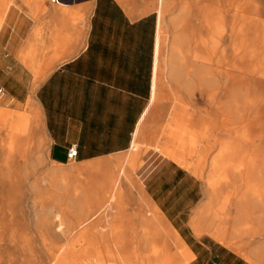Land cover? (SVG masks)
I'll return each mask as SVG.
<instances>
[{
    "label": "crops",
    "instance_id": "1",
    "mask_svg": "<svg viewBox=\"0 0 264 264\" xmlns=\"http://www.w3.org/2000/svg\"><path fill=\"white\" fill-rule=\"evenodd\" d=\"M160 13L169 19L170 29L201 37L218 28L224 35L264 36V0H0V108L27 113L33 99L41 112L48 160L69 162L67 151L75 146L74 161H102L106 166L96 172L116 177L120 163H124L121 168L126 166L125 156L135 138L145 148L155 146L158 127L171 112L169 106L157 103L162 97L158 85L153 91ZM15 133L17 142L27 141L14 124H0L2 168L12 158L7 148L10 134ZM161 142L169 143L158 141V145ZM156 155L150 152L142 160L153 165L158 162ZM18 163L21 166L22 159ZM150 171L139 186L138 174L129 169L132 181L123 174L121 199L110 202L106 218L111 220L112 244L120 243L122 230L135 226L121 233L126 243L115 245L117 254H135L142 243H158L155 234L161 241L166 236L170 244L156 215L180 236L193 254L191 260L195 254H213L205 264L254 263L211 236L198 245L196 235L205 230L204 221L213 220V208H208L207 200L195 210L203 194L196 175L173 159ZM27 176L32 178L31 173ZM102 183L101 194L106 190ZM121 211L127 213L126 220ZM140 218L155 220L150 224ZM120 223L126 224L125 229ZM215 227L209 230L212 236ZM106 234L108 242V229Z\"/></svg>",
    "mask_w": 264,
    "mask_h": 264
},
{
    "label": "bare ground",
    "instance_id": "2",
    "mask_svg": "<svg viewBox=\"0 0 264 264\" xmlns=\"http://www.w3.org/2000/svg\"><path fill=\"white\" fill-rule=\"evenodd\" d=\"M158 16L152 72L153 91L156 92L158 78L163 75L169 82L173 97L175 96L169 119L174 121L173 124L180 131L173 133L175 128L168 130V125L165 129L169 140L174 142L175 147L178 146V150L170 149L162 142L160 145L145 148L135 138L131 152L125 156V168H120L116 177L112 173H107L104 177L101 174L102 185L106 190L95 199L93 196L91 201L93 194L89 191L87 180L82 176H89L94 172L96 175L97 170L106 166L105 163L95 160L76 162V165H72L48 160L43 141L41 112L36 102L33 99L28 101L27 113L0 108V124H14L17 132L24 134L27 139L17 142L18 135L10 134L7 150L12 158H7L4 167H0L6 171L4 174L0 173V187L7 188L0 190V240H6L5 243L11 242L13 245L12 251L8 246L10 252L7 247L3 248L1 245L0 264H10V261L13 264H135L137 254H107L109 246L106 231L109 225L106 221L109 217L107 212L111 210L110 202L121 199L118 183L120 175L124 174L128 179L129 169L136 171L139 177L137 184L141 186L150 170L159 167L168 159L175 160L202 179L208 196V208H212L220 185L229 189L220 208L226 210L230 205H234L237 212L234 216L227 213L221 216L215 209L213 215L218 216L220 222L212 232L221 239L228 238L233 243L236 236L253 231L258 235L256 245L245 250L243 254L254 263L262 261L264 237L260 235L264 234V36H225L223 30L218 28L201 37L187 33L184 29H170L169 19L165 20L162 13ZM164 38L167 42L162 59ZM225 39L231 45L223 48L220 43ZM228 56L235 57V61L231 68L223 70L222 61ZM224 81H227L225 86ZM198 100L207 103V107L204 108ZM254 108L257 109L255 115L248 122L242 123L245 116L254 113ZM203 110L208 119L202 123L198 115ZM216 113H220L221 118H218ZM238 121L241 123L233 124ZM34 131L37 134L33 140L36 151L30 160V138L33 137ZM185 140L190 143V152L197 156V162L192 161V156L182 151ZM247 140L253 144L251 152L240 147L241 143ZM150 152L158 155V162L153 165L142 160V156L149 155ZM8 153L5 156H8ZM19 159L23 161L21 166ZM16 170L19 174H9L10 171ZM30 173L36 181L26 184L24 178ZM23 187L28 190H22ZM232 194H235L233 201ZM124 213L123 219L128 216L127 213L123 215ZM137 215L142 216L141 213ZM96 217L95 225L93 220ZM136 218L135 216V220ZM155 218L159 221L161 230L169 237L168 244L178 246L179 251L175 252L177 254H150L147 260L152 262L154 258L155 261L148 264H189L193 257L190 249L162 216L155 215ZM123 219L122 223L126 220ZM152 220L155 219L151 218L147 222L151 224ZM228 220L232 222L229 230L224 226ZM108 221L111 225V221ZM127 221L126 224L131 222L129 219ZM242 221L251 223V226H243ZM126 224H122L120 228L125 229L123 225ZM129 228L126 227L121 233ZM157 232L158 230L155 231ZM120 236L118 239H122L121 243L124 239ZM155 236V239L158 237V245H161V237L156 234ZM238 247L243 249L242 245ZM5 249L9 253H5ZM120 250L123 251V248ZM10 254L14 256L11 257ZM3 257L6 260H3Z\"/></svg>",
    "mask_w": 264,
    "mask_h": 264
},
{
    "label": "rangeland",
    "instance_id": "3",
    "mask_svg": "<svg viewBox=\"0 0 264 264\" xmlns=\"http://www.w3.org/2000/svg\"><path fill=\"white\" fill-rule=\"evenodd\" d=\"M225 36H227V35H225ZM166 42H167V40H166V38H164V41H163V45H162V49H161V58L163 59V57L165 56V52H166V47H165V45H166ZM230 43H229V41H227L226 39L225 40H223V41H221V43H220V46L221 47H223V48H225V47H227L228 45H229ZM231 45V44H230ZM242 45V44H241ZM237 52H239V51H237ZM228 55V54H227ZM234 61H235V57L234 58H230L229 56L228 57H226L223 61H222V67H223V70H228L229 68H231V65L234 63ZM223 85L225 86V85H227V81H224L223 82ZM158 86H159V90L161 91V98L160 99H157V103H161V104H165V105H167V106H169L170 107V109L172 110V108L174 107V104H175V96L173 97V92L171 91V88H170V85H169V82L167 81V79L163 76V75H160L159 76V78H158ZM198 95V94H197ZM198 102L205 108V107H207V103H202V101H200V100H198ZM253 111H254V113L252 112L250 115H247V116H245L244 117V120H243V122L242 123H246V122H248L251 118H252V116L253 115H255V113L257 112V109L256 108H254L253 109ZM218 112H220V110L218 109ZM170 114H168V115H166V116H164V120L163 121H161V123H160V125H159V127H158V129L160 130V135L155 139V141H156V144H158V141H168L169 143L168 144H166L167 146L166 147H168V148H170V149H175V150H178V146H174V142H171L170 140H169V137H168V135L169 134H167V130L166 129H168V130H171V129H174V130H172V132L173 133H178V131H180L178 128H176L175 127V125L173 124L174 123V121L171 119H169L170 118V116H169ZM220 113H216V116L218 117V118H221L220 116ZM200 118H199V120H200V122H202L203 123V121H207V119H208V116L206 115V112L203 110L199 115H198ZM168 120H170V123L168 124ZM221 120V119H220ZM241 123V121L239 122H235V123H233V124H240ZM166 125H168L169 127H165ZM171 127V128H170ZM166 128V129H165ZM164 130H165V132H164ZM164 133V134H163ZM198 134H199V132H198ZM163 136H166L167 138H165V139H163ZM36 137H37V134H36V132L34 131V133H33V137H32V141H31V143H32V154H34V152L36 151V148H35V145H34V143H33V140H35L36 139ZM161 139V140H160ZM155 144V145H156ZM161 144V143H160ZM153 145V144H152ZM252 143H251V141L250 140H247V141H245V142H242L241 143V145H240V147L241 148H245L248 152H251L252 151ZM190 148H191V145H190V143L187 141V140H185V143H184V147L182 148V151L183 152H186L188 155H190V156H192V161H194V162H197V156L196 155H194V154H191V152H190ZM181 150V149H180ZM190 153V154H189ZM136 161H138V158H137V160ZM67 163H71L72 165H76L77 163H76V161H69V162H66L65 164H67ZM122 165V163H120V165H119V167H118V169H117V171H116V174L115 175H117L118 174V170L123 166H121ZM39 167V166H38ZM208 169L206 168V171H207ZM6 171L3 169V170H1V174H4ZM38 169H36V174H38ZM14 174V173H17V174H19V172L16 170V171H10L9 172V174ZM94 174H95V172H94ZM94 174H92V175H84V176H82L83 177V179H86L87 180V185H88V188L90 189L89 191H91L92 192V196L90 197L91 198V201L93 200V196H94V199L97 197V195H101V191H102V187H101V183L103 182L102 181V179H103V177H104V175H105V172H103V173H101V172H99V173H97L96 172V175H94ZM101 174H102V176L103 177H101ZM31 176H32V173H31ZM120 177H121V179H120ZM123 177V175H120L119 177H118V183H119V186L120 185H122V183H123V180H124V178H122ZM198 178H199V180L201 181V185H202V192H203V194H202V197H201V200H200V202H199V204H198V206L196 207V209L195 210H197V211H199L201 208H203L204 207V204L206 203V201L208 200V198H207V196H206V193H205V189H204V184L202 183L203 181H202V179L199 177V176H197ZM25 183L26 184H30V183H32V182H34V181H36V179H33V177L32 178H30V177H28V176H26L25 178ZM42 184H43V182H42ZM7 188H5V187H0V190H6ZM16 189H18V188H16ZM22 190H24V191H27L28 189H27V187H23L22 188ZM228 192H229V189H227L225 186H223V185H220L219 187H218V189H217V192H216V196H217V198H216V200L214 201V203L212 204V210L214 211L215 209L216 210H218L219 212H220V214L219 215H221L222 216V214L223 213H227L229 216H234L235 214H236V208L234 207V205H230L229 206V208L228 209H226V210H224V209H221L220 208V206H221V204H222V200H223V197L226 195V194H228ZM96 193V194H95ZM234 196H235V194H232V201H233V199H234ZM28 197V196H27ZM111 206V205H110ZM203 206V207H202ZM197 211H196V214H197ZM204 211H206L205 209H204ZM214 214V213H213ZM212 214V215H213ZM194 215H195V212H194ZM204 215H206V212H204ZM109 216H110V211H109ZM196 216V215H195ZM194 216V217H195ZM220 216V217H221ZM110 220V219H109ZM111 221V220H110ZM107 224L109 225L108 227V229H110L111 230V228H110V222L108 221V219H107ZM205 223H204V225H203V223H202V225H203V227H204V231L200 234V235H196V238H197V242H198V245L199 246H201V243L205 240V237L206 236H211V237H213L216 241H217V243H219L220 245H222L223 247H225V248H227V249H229V250H232V251H234L238 256H241L242 258H244V259H246L245 258V254H243L244 252H245V250L247 251V250H249L250 248H252V247H254L255 245H256V241L258 240V235L257 234H255V233H253V231H246L245 233H241L240 235H238V236H236L234 239H233V243H227V242H225L224 240H222V239H220V238H218V237H216V236H212L211 235V233H210V229L211 228H213V227H215L216 226V223H218V222H220V218L218 217V216H216V217H214V215H213V220L212 219H207L206 221H204ZM93 223L96 225V223H97V217L93 220ZM242 224H243V226H251V223H247V222H245V221H242ZM94 225V226H95ZM225 226V228L227 229V230H229L231 227H232V222H231V220H228L227 221V223H226V225H224ZM241 226V225H240ZM96 228V226L94 227V229ZM110 230H109V237L108 238H110L109 239V241L107 242V246H109L108 247V252H107V254H117L116 252H115V244H112V242L110 241L111 240V237H110ZM165 234H166V232H164ZM167 235V234H166ZM165 237V241H163V239H162V241L161 242H159L161 245H158V243H142V244H140V247L139 248H137V251H136V253L135 254H137V260H136V262H135V264H148V263H152L153 261H155L154 260V258H152L153 260H152V262L150 261H148L147 260V257L148 256H150V254H174L175 252H177L178 253V249H179V247L177 248L176 247V245H172V243H171V245H169L168 244V239L166 238V236H164ZM260 237H264V234L263 235H260ZM6 242V240H0V247H1V245H2V247L3 246H5V248L7 247V249L9 248V247H11V248H9L10 249V251H12V243L10 242H7V243H5ZM109 243V244H108ZM9 244V245H8ZM111 244L113 245V246H111ZM156 244V245H155ZM168 244V245H167ZM238 244H241L242 246H243V249H240L239 247H238ZM9 246V247H8ZM150 246V249L148 248ZM166 246V247H165ZM174 248H173V247ZM169 247V248H168ZM4 248V247H3ZM164 248V249H163ZM177 248V249H176ZM9 249H8V251H9ZM158 251H157V250ZM175 249L177 250V251H175ZM154 250H156L158 253H156V251H154ZM6 251V249L4 250V252ZM9 251V252H10ZM154 251V252H153ZM3 252V254H4V256H5V253L7 252H5L4 253ZM9 252H7V253H9ZM13 254H14V252H12ZM177 253H175V254H177ZM11 255L10 254V256L12 257V256H14V255ZM119 254V253H118ZM124 254H127V253H124ZM242 254V255H241ZM7 255V254H6ZM209 255H213V254H195V257H194V259L193 260H191L190 261V263L189 264H205L206 263V259H207V257L209 256ZM8 256V255H7ZM6 256V258H8ZM9 256V257H10ZM10 257V258H11ZM4 258V257H3ZM9 258V259H10ZM13 258H11V260H12ZM3 260H6L5 258L3 259ZM151 260V259H150ZM156 260H159V258L157 259L156 258ZM247 260V259H246ZM249 261V260H248ZM252 262V261H251ZM10 264H13L12 263V261H10L9 262ZM112 264H115V263H112ZM208 264H211L210 262L208 263ZM254 264V263H253ZM256 264H264V256H263V259H262V261H260V263H256Z\"/></svg>",
    "mask_w": 264,
    "mask_h": 264
},
{
    "label": "built area",
    "instance_id": "4",
    "mask_svg": "<svg viewBox=\"0 0 264 264\" xmlns=\"http://www.w3.org/2000/svg\"><path fill=\"white\" fill-rule=\"evenodd\" d=\"M78 150L75 146H71L67 151V159L69 161H74L77 157Z\"/></svg>",
    "mask_w": 264,
    "mask_h": 264
}]
</instances>
